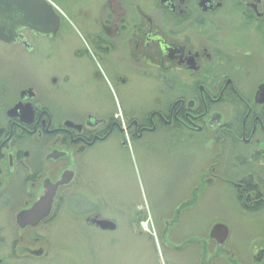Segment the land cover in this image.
I'll return each mask as SVG.
<instances>
[{
	"label": "flooded vegetation",
	"instance_id": "flooded-vegetation-1",
	"mask_svg": "<svg viewBox=\"0 0 264 264\" xmlns=\"http://www.w3.org/2000/svg\"><path fill=\"white\" fill-rule=\"evenodd\" d=\"M42 1L41 25L0 10V217L11 214L18 235L68 201H82L95 227L94 218L109 219L89 195L65 191L85 186L122 206L103 187L102 163L117 172L118 155L165 139L169 152L211 144L206 170L194 169L159 218L167 243L187 238L176 229L210 204L211 187L217 206L264 216V0ZM138 86L143 104L125 98ZM229 153L236 161L224 172ZM46 198L50 215L21 230L19 212ZM229 256L264 264V233L244 256L230 246L214 264H234Z\"/></svg>",
	"mask_w": 264,
	"mask_h": 264
},
{
	"label": "rangeland",
	"instance_id": "rangeland-1",
	"mask_svg": "<svg viewBox=\"0 0 264 264\" xmlns=\"http://www.w3.org/2000/svg\"><path fill=\"white\" fill-rule=\"evenodd\" d=\"M126 93L125 98L128 100L129 95H133L134 103L146 100L145 92L139 86ZM150 96L146 95L147 98ZM104 98L106 96L103 93L101 100L104 101ZM163 141L151 143L150 149L144 151V154L140 149H131L129 155H118L117 172L113 166L107 167V162L102 163L101 167L105 168L102 171L103 187L110 190L122 206L105 199L107 196L103 197L104 194L100 192L86 189L85 186L68 188L65 191L69 199L72 194L89 195L94 201L91 209L97 207L102 215L115 221V230H102L91 225L86 219L89 211L82 201H74L77 209L69 201L65 202L57 209L53 219L27 233L25 231L22 236L18 235L17 227L9 218L11 214L4 213L0 217L1 264H214V258L222 253V247L217 245L218 255L217 249L214 251L213 240L208 239V230L210 229V234L211 228L218 222L227 224L231 231L224 249H230L231 246L237 254L244 256L248 245L263 235L264 216L261 213H242L236 207L217 206L216 196L219 189L216 186L209 188L212 192L208 194V201L211 198L210 204L205 203L200 207L195 217V211L186 213V217H193L192 221L187 219L181 223L182 226L177 227V236L187 237L186 239L179 244L167 243L166 234H160V216L165 209L168 212L173 208V203L177 201L175 199L185 190L188 181L191 184L194 182L193 178H197L194 169L202 166V171L206 170V158L209 159L211 146L207 140L208 146L169 152L166 139ZM189 146L190 144L180 147L187 149ZM162 147H166V151L159 153L158 150ZM247 152L242 149L236 153L237 156H245ZM224 159L225 165L221 169L226 172L236 160L230 153ZM246 163L251 166L250 161ZM205 186L199 187L200 191ZM219 193L226 198L230 196L228 192ZM135 210L140 211V217L134 213ZM245 217L252 219L249 221ZM253 220L258 225L252 226L250 223ZM169 221L171 224L172 220ZM40 247L44 248L42 256L32 255L30 250ZM174 247L180 251L168 249ZM226 260L230 262L229 258Z\"/></svg>",
	"mask_w": 264,
	"mask_h": 264
},
{
	"label": "water",
	"instance_id": "water-1",
	"mask_svg": "<svg viewBox=\"0 0 264 264\" xmlns=\"http://www.w3.org/2000/svg\"><path fill=\"white\" fill-rule=\"evenodd\" d=\"M0 10L6 12V13L2 12L3 19L4 18L7 19V17L11 18L13 16L16 17L21 15L22 17H25V19H29V21L32 20L31 24L28 23L30 26H35L37 24L41 25L39 24L38 16L35 11L36 10L41 11L43 14V19H46L49 6L42 0H0ZM55 195H56V191H55ZM48 199L47 198L45 200L41 199L31 208L24 209L19 212V214L17 215L18 218L17 224L21 228V230L28 226H32V227L38 226L44 218L50 215L53 208L54 198H48ZM93 220H94L93 223L96 224L98 227H100L102 230H115L117 228V224L110 219L94 218ZM164 234H166V230ZM209 236L211 239H215L218 245L224 246L227 240L229 239L230 228L227 224L218 222L215 225H213V227L211 228ZM30 252L33 255L42 256V254L44 253V248L40 247L38 249L30 250ZM232 262L234 264H239L237 260H232ZM1 263H2V259H0V264Z\"/></svg>",
	"mask_w": 264,
	"mask_h": 264
},
{
	"label": "bare ground",
	"instance_id": "bare-ground-1",
	"mask_svg": "<svg viewBox=\"0 0 264 264\" xmlns=\"http://www.w3.org/2000/svg\"><path fill=\"white\" fill-rule=\"evenodd\" d=\"M212 240H214L215 242H217L215 239H212ZM33 255V254H32ZM34 256H36V255H34ZM37 257H39L38 255H37Z\"/></svg>",
	"mask_w": 264,
	"mask_h": 264
}]
</instances>
